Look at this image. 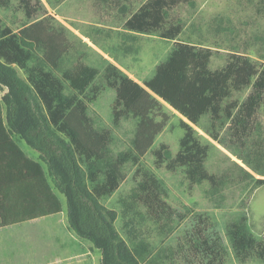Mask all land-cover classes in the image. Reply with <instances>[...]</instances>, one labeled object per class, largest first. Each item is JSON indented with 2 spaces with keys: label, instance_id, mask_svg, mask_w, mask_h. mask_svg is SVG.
Here are the masks:
<instances>
[{
  "label": "rangeland",
  "instance_id": "374dc122",
  "mask_svg": "<svg viewBox=\"0 0 264 264\" xmlns=\"http://www.w3.org/2000/svg\"><path fill=\"white\" fill-rule=\"evenodd\" d=\"M147 1L41 0L38 13L28 17L20 0H10L7 6L0 5V17L4 26L14 31L30 26L36 36H42L33 47L29 66L56 74L62 80L66 94H77L65 78L67 73H77L83 67L98 70L95 81L85 94L78 97L87 103L94 127L111 130L114 136L110 146L113 155L131 151L140 156L138 162L130 160L123 164L119 188L103 197L101 204L105 210L117 213L115 227L120 237L136 253L144 256L142 264H150L154 257L159 264H187L179 247L196 223V214L207 215L214 222L228 252L226 264H264V260L256 257L238 260L227 236L230 223L247 216L249 230L258 239L264 237V184L256 185L255 180L243 176L239 166L251 170L233 150L213 137L215 134L228 137L229 120L224 115L214 120L207 114L198 125L192 124L199 140L209 146L205 162L207 170L224 177L226 182L219 186L209 181L191 184L184 168L171 171L164 166L159 167L152 153V149L162 143L169 145L173 153L179 150L185 134L181 125L182 115L157 98L158 104L143 111L145 117L131 113L115 120L117 93L108 85L110 65L143 84L155 74L158 65L169 58L176 41L213 49L212 69L223 67L232 53L244 55L258 66H263L262 0H195L180 3L171 11L170 20L180 22L182 32L171 40L157 34L133 31L125 26L127 20ZM16 68L19 75L25 78V71ZM251 89L233 91L228 101L242 102ZM5 92V89H0V138L8 140L13 149H0V264H48L56 258L60 247L62 252L67 253L63 256V264H101V251L71 228L66 198L52 184L38 151L6 132V109L2 101ZM259 121L262 133H255L254 140L264 137V104L259 111ZM136 139L142 148L147 147L141 155L134 144ZM81 163L88 173L89 162L82 160ZM141 168L152 171L164 183L167 188L165 200L186 217L167 223L164 218L149 215L147 208L141 205L138 216L140 238L131 242L123 228L120 198L136 192L141 179L137 171ZM30 203H48L51 206L47 209L34 208L23 218L52 217L47 224L50 230L56 228V240L49 234L38 237L36 228L39 225H12L20 216L15 208L29 207ZM37 252H43V256Z\"/></svg>",
  "mask_w": 264,
  "mask_h": 264
},
{
  "label": "trees",
  "instance_id": "16d2710c",
  "mask_svg": "<svg viewBox=\"0 0 264 264\" xmlns=\"http://www.w3.org/2000/svg\"><path fill=\"white\" fill-rule=\"evenodd\" d=\"M194 1L148 0L125 26L133 31L176 39L182 26L170 20L171 11L180 3ZM9 3L10 0H0L1 6ZM20 3L28 17L35 16L41 8V0H20ZM260 12L264 13V0ZM31 28L14 31L4 26L0 17V89L6 90L2 101L7 128L13 136L38 151L52 184L66 198L71 228L101 251V264H142L144 256L136 253L115 227L117 213L105 210L101 204L103 197L119 188L123 164L130 160L138 162L140 156L131 151L113 155L111 130L94 127L87 103L78 97L95 81L97 69L83 67L77 73H67L65 78L77 93L68 95L62 80L52 71L29 66L33 47L42 38ZM213 55L211 48L176 41L169 58L143 84L110 65L108 85L117 93L115 120L131 113L145 117L143 111L158 104L157 98L161 99L182 115L185 134L176 153L163 143L152 149L156 164L171 171L184 168L191 184L209 181L219 186L226 179L207 170L209 146L199 140L192 124L198 125L207 114L214 120L224 115L229 120V135L213 137L260 175L256 177L239 166L243 176L255 180L256 185H263L264 137L254 140L253 135L262 133L259 111L264 104V65L258 66L248 57L232 53L223 67L212 69ZM16 67L25 71V78ZM247 87L252 89L242 102L228 101L233 91ZM137 140L134 144L141 155L147 147L142 148ZM82 160L89 162L88 173ZM137 172L141 179L136 192L120 198L123 228L131 242L140 238L141 205L149 215L164 218L167 223L186 217L165 200L167 188L152 171L141 168ZM195 219L196 223L180 244L182 258L187 264H226L228 252L214 222L204 214H196ZM227 236L238 260L252 257L264 260V237L258 239L249 230L247 216L230 223ZM156 259L152 258L150 264H159Z\"/></svg>",
  "mask_w": 264,
  "mask_h": 264
},
{
  "label": "crops",
  "instance_id": "0c3cea01",
  "mask_svg": "<svg viewBox=\"0 0 264 264\" xmlns=\"http://www.w3.org/2000/svg\"><path fill=\"white\" fill-rule=\"evenodd\" d=\"M4 126H6V125H4ZM5 130H6V132L8 134H10L7 126L5 127ZM11 137H12V135H11ZM2 148L5 149V150H7L8 148L13 149V146L10 143H8V140H5V139L0 138V149H2ZM41 205H42V207H40ZM38 207L39 208H45V209H47V208H50L51 206L48 203H43V204H41V203H30L29 204V207H27V206H21V207L15 208L16 209V212H20L19 213L20 216H18L16 218V220L14 221V223L12 225L15 226V227H17V226L18 227H21V226L24 227L26 225L28 226L29 224H36V226L39 225L40 227L39 228L38 227L36 228V235L38 237H40V235H42V234L44 236H46L47 234H49L50 236L53 235L54 240H56V238H55V236L57 234V232L55 231L56 228L54 230H50V229H48L49 226L47 224L49 222V218L52 219V217L42 215V216H34L33 218H27V217L26 218H23L25 215L30 214V212L34 208L37 209ZM48 230H50V231H48ZM41 253H43V252H37V254H39L40 256H43V254H41ZM63 256H67V253L66 252H62V247H60V251L58 252L56 258L53 261H48L47 263L48 264H54V263H56V264H63L62 263L63 262Z\"/></svg>",
  "mask_w": 264,
  "mask_h": 264
}]
</instances>
